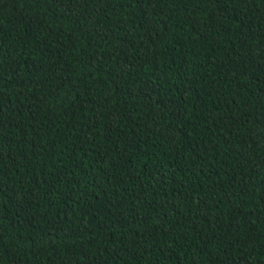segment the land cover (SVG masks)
<instances>
[{"label": "trees", "instance_id": "1", "mask_svg": "<svg viewBox=\"0 0 264 264\" xmlns=\"http://www.w3.org/2000/svg\"><path fill=\"white\" fill-rule=\"evenodd\" d=\"M0 264H264V0H0Z\"/></svg>", "mask_w": 264, "mask_h": 264}]
</instances>
